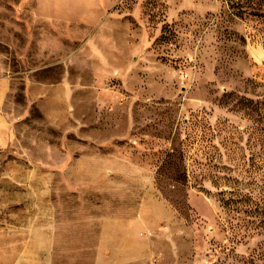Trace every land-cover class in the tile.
Listing matches in <instances>:
<instances>
[{
  "label": "rangeland",
  "instance_id": "rangeland-1",
  "mask_svg": "<svg viewBox=\"0 0 264 264\" xmlns=\"http://www.w3.org/2000/svg\"><path fill=\"white\" fill-rule=\"evenodd\" d=\"M0 264H264V0H0Z\"/></svg>",
  "mask_w": 264,
  "mask_h": 264
}]
</instances>
